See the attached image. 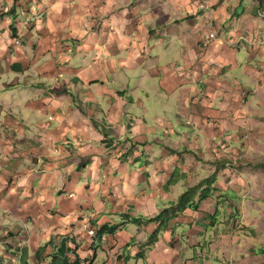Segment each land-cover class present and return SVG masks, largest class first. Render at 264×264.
<instances>
[{
	"label": "crops",
	"instance_id": "crops-1",
	"mask_svg": "<svg viewBox=\"0 0 264 264\" xmlns=\"http://www.w3.org/2000/svg\"><path fill=\"white\" fill-rule=\"evenodd\" d=\"M248 2L0 0V264H49L52 246L36 252L65 238L71 263L197 264L186 239L211 237L221 209L210 192L183 209L172 187L188 177L185 141L230 142L236 116L252 118L239 101L258 88L256 47L230 44ZM16 88L30 116L4 97Z\"/></svg>",
	"mask_w": 264,
	"mask_h": 264
},
{
	"label": "rangeland",
	"instance_id": "rangeland-1",
	"mask_svg": "<svg viewBox=\"0 0 264 264\" xmlns=\"http://www.w3.org/2000/svg\"><path fill=\"white\" fill-rule=\"evenodd\" d=\"M249 1L251 2L245 4L247 9H238L237 14L233 16L232 22H235L234 26L239 34L230 39V44L234 49L243 48L247 42H250L252 49L256 47L253 51L258 55L256 61H259V64L257 62L254 64L260 77L258 88L251 87L254 83H247L246 86L251 88L240 91L239 101L242 109L248 108L244 113L248 114L249 118L252 115L251 120L245 116V123L240 124L241 119L236 116L235 123L239 132L226 143L220 140L208 141L205 136L203 140L207 144L201 141L200 145L197 141L193 142V137L191 141L184 143L183 137L181 140L178 137L173 138L174 141L183 143V150L187 149L190 152L184 151L182 155L183 174L188 177H183V180L175 183L172 189L179 192L180 183L183 182L185 191L196 186L197 195L199 191L203 193L202 190L211 185L214 191L211 190V199L206 205L208 208L217 205L221 209L217 229H214L215 219L212 220L214 225L211 237L204 236L203 240L196 242V245L186 239V244L192 245L194 247L192 251L198 253L197 264H264V0ZM252 7L255 9L254 17L257 18L255 19L257 24L250 26L244 16L247 13L245 10L251 14ZM201 10L211 12L213 9L210 6ZM258 30L260 34H257ZM18 90L19 88H16L4 92V97L11 102L10 108L12 112L18 114V117L30 116L31 114H26L27 105L24 102L26 101L24 95ZM140 96L145 99V96ZM162 97L167 96L162 95ZM16 101L18 103H15ZM159 105L161 106L162 103ZM36 120L38 119L34 118L32 121ZM43 121L46 120L43 118ZM150 121L153 124L156 122L154 119ZM172 121L177 124L174 118ZM125 124L128 125L129 121L125 120ZM66 136H63L64 140L68 138L75 140L72 136ZM158 138L165 141L163 135L159 134ZM196 143L202 148L198 149ZM172 155L177 158L173 152ZM225 193H229L230 196L227 197ZM194 201L199 202L200 196ZM166 215L169 216L167 213ZM189 217L186 216L190 219ZM0 235L2 236L1 232ZM215 245L217 246L214 247Z\"/></svg>",
	"mask_w": 264,
	"mask_h": 264
},
{
	"label": "trees",
	"instance_id": "trees-1",
	"mask_svg": "<svg viewBox=\"0 0 264 264\" xmlns=\"http://www.w3.org/2000/svg\"><path fill=\"white\" fill-rule=\"evenodd\" d=\"M16 36V35H15ZM197 187H192L190 189H188L179 199L178 203L179 204H183V209H189V208H193L195 207L196 210L199 207L200 202H202L203 200H205L207 197H209V194H207L208 192H211L212 187L211 185L206 187L205 189L202 190L203 195L200 196V201L199 202H195L194 197L195 194L197 192ZM214 191V189L212 190ZM167 212H162V214H160L159 216L149 219L147 220L148 222H156V221H162V223L164 222L165 218L167 217L166 215ZM167 220H165L166 222ZM103 234V230L96 232L95 236H99ZM156 236H152L149 244L153 242V240H155ZM69 242H75V239L73 238H65L63 239V241L61 242V244L57 247L54 246V242L50 241L48 244H46L44 247H41L39 249L38 252H36V257L38 258V260H42V256L45 254L46 252V247L47 246H52V253L49 256L50 257V261L49 264H80L81 261L80 259H76L75 262L71 263L70 259L68 258V253L72 252L74 254H76L75 249H72L71 247L68 246ZM264 252V250H263ZM21 264H30L28 258L26 256H23L21 259ZM40 264V263H39Z\"/></svg>",
	"mask_w": 264,
	"mask_h": 264
},
{
	"label": "built area",
	"instance_id": "built-area-1",
	"mask_svg": "<svg viewBox=\"0 0 264 264\" xmlns=\"http://www.w3.org/2000/svg\"><path fill=\"white\" fill-rule=\"evenodd\" d=\"M209 2H210V0H201V3L199 4L200 9H208L210 7ZM209 39L210 40H216L217 39V34L215 32H211L209 34ZM15 44H16V46H20L21 45L20 39H17ZM90 234L92 236H95L96 235V230L95 229L91 230Z\"/></svg>",
	"mask_w": 264,
	"mask_h": 264
}]
</instances>
